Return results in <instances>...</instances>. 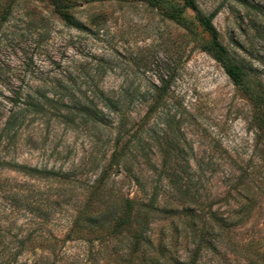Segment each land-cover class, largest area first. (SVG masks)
I'll return each instance as SVG.
<instances>
[{"label":"rangeland","instance_id":"1","mask_svg":"<svg viewBox=\"0 0 264 264\" xmlns=\"http://www.w3.org/2000/svg\"><path fill=\"white\" fill-rule=\"evenodd\" d=\"M61 1L85 29L48 0H0V252L91 264L89 244L64 239L99 181L110 213L126 198L151 210L163 259L186 262L202 224L222 223L195 264H264V122L202 51L211 39L195 12L174 22L166 13L183 0ZM196 3L264 87L241 1ZM107 100L125 119L119 140Z\"/></svg>","mask_w":264,"mask_h":264},{"label":"trees","instance_id":"2","mask_svg":"<svg viewBox=\"0 0 264 264\" xmlns=\"http://www.w3.org/2000/svg\"><path fill=\"white\" fill-rule=\"evenodd\" d=\"M48 1L65 24L77 29H85L82 24L72 20L65 10L67 6L61 0ZM144 1L151 6L161 4V0ZM237 1H241V4L247 10L241 20L242 26L246 24L252 33L251 42L255 41L257 48L264 46V6L253 0ZM184 8L195 12L196 21L211 39L210 43L201 46L202 51L209 54L222 68L233 85L249 97L253 107L260 114L259 121L264 122V87L259 84V81H256L255 86L251 85V80L254 81L252 76L254 70L247 68L242 59L235 58L220 42L219 33L213 24L212 14L207 16L201 14L196 0H183L182 8L168 10L166 13L167 18L179 22L181 11ZM257 57L259 56L255 55L253 59H258ZM107 103L109 107L113 105L111 112L116 115L117 123L121 124L116 132V138L119 140L124 134L122 124H125V119L120 110H115V102L107 100ZM124 171L127 175H131L129 169ZM99 183L98 181L90 187L87 198L77 208L68 232L65 234L64 242L73 239L89 244L87 252L93 256L91 264H177L172 259L169 261L163 259L165 248L160 243L153 244L152 238L148 234L152 220L151 210L141 206L134 207L133 202L126 198L123 200L121 211L118 209V212L110 213L111 207L104 200V196L100 194L101 186ZM193 223L194 221L186 225L193 230ZM223 231L222 223L214 225L203 223L197 234L194 229L197 243L191 254L195 256L189 257L182 264H195V258L201 249L210 250L215 248L214 244L209 240L206 241V239H216L219 235L221 237ZM1 245H3L2 240H0ZM92 247L95 248L93 252ZM0 264L28 263L19 261V254L16 252H7L5 255L0 252Z\"/></svg>","mask_w":264,"mask_h":264}]
</instances>
